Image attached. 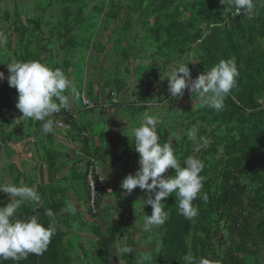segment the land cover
<instances>
[{
    "label": "rangeland",
    "instance_id": "rangeland-1",
    "mask_svg": "<svg viewBox=\"0 0 264 264\" xmlns=\"http://www.w3.org/2000/svg\"><path fill=\"white\" fill-rule=\"evenodd\" d=\"M226 7L221 0H0V31L7 37L0 47L5 77L0 80V185L34 186L42 208L25 202L19 213L37 211L47 225L50 208L57 221L46 250L29 253L18 264H103L100 241L114 225L110 264H137L145 254L151 264H184L187 254L231 264L226 222L212 206L228 171L235 172L264 215V0H256L250 16L231 15ZM230 58L239 76L224 109L201 108L187 89L182 97L169 93L166 74L180 64H188L195 79ZM29 60L60 68L73 80L81 95L55 119L67 115L65 121L81 131L68 124L69 130L57 126L44 134L42 122L22 117L7 66ZM84 96L94 108L85 107ZM79 101L82 108L74 112ZM145 112L159 114L160 141L173 144L181 166L190 156L203 161L200 195L207 194L206 201H193L198 215L187 219L173 193L162 201L166 222L151 231L144 226L145 215L152 214L142 202L145 192L136 188L127 194L120 187L139 169L132 130ZM192 128L195 141L187 136ZM199 137L207 138L205 148L199 147ZM112 145L120 149L110 150ZM101 152L108 164L98 160ZM91 172L113 190L100 195L96 213L90 205ZM174 174L169 169L164 175ZM9 202L0 192V206ZM68 202L75 212L65 211ZM118 245L134 252L121 256ZM245 262L264 264V252L246 255Z\"/></svg>",
    "mask_w": 264,
    "mask_h": 264
},
{
    "label": "clouds",
    "instance_id": "clouds-1",
    "mask_svg": "<svg viewBox=\"0 0 264 264\" xmlns=\"http://www.w3.org/2000/svg\"><path fill=\"white\" fill-rule=\"evenodd\" d=\"M226 5V13L231 15L250 16L255 12L256 0H221ZM7 43V37L0 31V47ZM10 87L18 91L16 108L24 118H31L41 123L44 134L54 133L61 121L55 114L68 110L74 97L81 95L73 80L60 68H51L39 60L16 61L8 66ZM239 70L234 58L221 59L219 63L208 68L193 79L188 64H180L166 74L168 91L172 97H182L187 89L194 101L201 108H212L217 111L224 109L225 100L237 86ZM4 73L0 72V80ZM161 123L159 114L145 112L142 123L132 130L135 138V151L139 154V169L135 174L127 175L120 187L131 194L139 188L145 192L143 205H150L151 216L145 215V230L151 231L153 226L163 225L168 212L164 210L163 200L175 193L178 199L179 214L187 219L198 215V208L193 201L198 197L207 200V194H201L206 177L201 175L205 165L202 160L188 157L181 166L171 142H161L157 125ZM189 140H197L195 128L187 132ZM200 148L207 146V138L199 137ZM175 174L165 176L169 170ZM0 192L8 194L10 202L0 206V260L11 259L17 264L26 259L29 253L40 254L46 250L51 238L57 231V221L52 209L45 211L49 222L45 225L40 214L35 211L30 216L19 213L25 202L42 208V198L34 186H17L16 184L0 185ZM12 197H15L13 200ZM75 207L68 202L65 211L75 212ZM118 253L130 255L134 252L131 246L118 245ZM184 264H222L221 260L206 257H194L187 254L182 257ZM137 264H151L149 255H143Z\"/></svg>",
    "mask_w": 264,
    "mask_h": 264
},
{
    "label": "trees",
    "instance_id": "trees-1",
    "mask_svg": "<svg viewBox=\"0 0 264 264\" xmlns=\"http://www.w3.org/2000/svg\"><path fill=\"white\" fill-rule=\"evenodd\" d=\"M67 122L72 128L74 127L78 131L82 130L73 121ZM83 145L84 148H89L87 140L83 141ZM101 153L98 160L103 164H108L107 154ZM220 192L218 199L213 200L212 206H215L216 213L221 212L223 218L221 222H226L225 228L231 242L228 260L231 261V264H246V255L257 257L261 252H264V215L260 211L257 199L249 195L234 171L226 173ZM116 231L117 227L114 225L108 230V235L100 241V256L103 264H110L108 248L115 241Z\"/></svg>",
    "mask_w": 264,
    "mask_h": 264
},
{
    "label": "built area",
    "instance_id": "built-area-1",
    "mask_svg": "<svg viewBox=\"0 0 264 264\" xmlns=\"http://www.w3.org/2000/svg\"><path fill=\"white\" fill-rule=\"evenodd\" d=\"M83 103L85 107L87 108H94V104H92L90 101L86 99V97H83ZM68 114V113H67ZM67 116V115H66ZM65 117H60L59 121H61L60 125H58V128L61 130H69L70 126L67 123V120ZM89 182H90V205L93 211L97 212V205L99 204L100 195L101 194H112L113 190L103 179L96 178V175L91 172L89 176Z\"/></svg>",
    "mask_w": 264,
    "mask_h": 264
},
{
    "label": "crops",
    "instance_id": "crops-1",
    "mask_svg": "<svg viewBox=\"0 0 264 264\" xmlns=\"http://www.w3.org/2000/svg\"><path fill=\"white\" fill-rule=\"evenodd\" d=\"M81 101H79L78 103L76 102L75 104H73L72 105V108H73V111L75 112V110L77 109V110H81V108L82 107H80L81 106V103H80ZM84 109V108H83ZM78 117H82V113L81 114H78V115H76V118H78ZM116 145H118V143L116 144ZM120 148L117 146H115V145H112V146H110V150H113V151H116L117 152V150H119Z\"/></svg>",
    "mask_w": 264,
    "mask_h": 264
}]
</instances>
